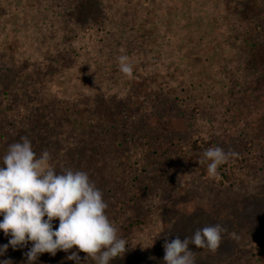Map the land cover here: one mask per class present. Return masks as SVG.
I'll return each instance as SVG.
<instances>
[{"label": "trees", "instance_id": "trees-1", "mask_svg": "<svg viewBox=\"0 0 264 264\" xmlns=\"http://www.w3.org/2000/svg\"><path fill=\"white\" fill-rule=\"evenodd\" d=\"M62 1L0 0L3 126H21L20 120L33 112L39 96V102L47 101L45 107L51 102L64 104L72 91L90 92L93 86L95 91L100 85H110V78H128L118 67V57L127 55L137 70L143 65V74L168 80V95L163 89L166 84L151 86L152 90L157 88L159 101L173 98L179 102L176 108L184 105L196 112L188 119L184 113L177 116L172 134L161 128L156 143L145 137L150 146L154 144L152 152L156 151L159 160L176 167L195 165L202 178L220 186L246 178L249 164L264 163V0H202L197 14L204 22L191 29L181 24L186 15L182 9L176 13V6L182 4L178 0H159L160 7L153 4L150 8L131 0H97V17L81 21L59 15L56 3ZM125 23L133 28L126 31L129 48L120 35L127 30ZM198 26H202L200 47L194 28ZM215 49L221 54H212ZM154 51L156 56L152 57ZM165 53L169 55L163 56ZM194 62L199 63L193 66ZM35 64L42 72V81H37L34 95L21 79ZM197 100L203 104V112ZM179 128L186 133L176 131ZM217 146L226 152L234 150L238 156L210 177L207 163L197 161L205 150ZM82 164L77 171L104 181L101 170ZM56 167L66 169L60 164ZM58 222L54 220L53 226Z\"/></svg>", "mask_w": 264, "mask_h": 264}, {"label": "rangeland", "instance_id": "rangeland-1", "mask_svg": "<svg viewBox=\"0 0 264 264\" xmlns=\"http://www.w3.org/2000/svg\"><path fill=\"white\" fill-rule=\"evenodd\" d=\"M131 1L144 7L147 5V8L153 4L160 7L159 0ZM180 1L182 4L176 6V13L182 9L186 14L181 24L186 23L191 29L192 25L204 22L197 14V6H203L202 0ZM56 4L59 5L57 10L61 11L60 16L74 17L79 21L93 19L99 13L97 0H63ZM125 27L127 30H122L120 35L129 48L131 40L127 32L133 28L130 23H125ZM194 28L198 32L196 41L200 47L199 30L202 26ZM199 47L197 44V49ZM219 52L221 54L222 51ZM168 55L165 53L163 56ZM155 56L154 51L152 57ZM198 63L194 62L193 66ZM131 64V77L120 75L118 79L110 78V85H100L95 91L94 86L90 92L72 91L68 96L71 100L65 97L64 104L51 102L45 107L47 101L39 102V96L37 102L32 101L35 105L33 112L27 119L20 120L21 126L15 129L3 126L0 120V162L9 145L21 142V137L31 141L37 157L47 151L51 156L50 164L58 172L61 170L56 167L58 164L62 168L71 166L77 171L82 163L89 164L91 160L89 165L104 173V181L99 182L93 177L90 180L102 189L103 199L108 204L106 215L117 228L118 236L128 241L123 257L110 261V264H163L165 238L170 240L178 235L183 240L197 228L216 223L227 227L229 233L234 232L237 239L224 234L215 253L190 245L191 250L198 253L197 264H264V163L249 164L246 178L220 186L202 178L195 165L176 167L159 160L156 151L152 152L154 144L150 146L145 137L148 135L151 142L156 143L161 128L172 134L179 121L177 116L184 113L188 119L189 114L196 115V112L191 113L184 105L176 108L174 105L179 102L173 98L159 101L157 88L152 90L151 86L166 84L163 89L168 95V80L154 73L153 76L145 75L143 65L141 70H137L134 63ZM28 70L21 81L26 82L35 95L34 87L39 85L37 81H42V72L38 64ZM1 89L0 86V98ZM44 90L48 92L47 88ZM38 93L41 95L40 90ZM17 95L22 96L20 93ZM1 101L9 102L8 99ZM200 103L197 100L203 112V104ZM176 131L186 133L182 128ZM58 225L59 222L54 228ZM9 239L10 236L0 231V246L8 244ZM259 245H262L260 250ZM31 247V242L15 250L9 246L7 252L0 255V262L10 260L11 264H27L25 253ZM75 250L74 247L67 253L57 251L54 256L40 254L34 264H76L66 258ZM79 255L83 261L86 254L80 252Z\"/></svg>", "mask_w": 264, "mask_h": 264}, {"label": "clouds", "instance_id": "clouds-1", "mask_svg": "<svg viewBox=\"0 0 264 264\" xmlns=\"http://www.w3.org/2000/svg\"><path fill=\"white\" fill-rule=\"evenodd\" d=\"M119 71L131 77L133 66L127 55L118 57ZM238 153L221 147L208 148L198 160L207 163L210 177L218 175L219 166L226 164ZM51 156L44 151L37 157L31 141L21 137V142L9 145L0 162V231L10 236L8 244L0 246V255L9 246L14 250L32 247L27 253V264H34L40 254L55 255L57 251L69 252L66 258L76 264H110L122 258L128 241L118 236V230L106 215L107 202L86 172L70 168L57 171L50 164ZM59 225L54 228L53 221ZM237 239L221 223L197 228L183 240L177 235L165 238L163 264H197V251L215 253L222 243L223 235ZM85 253L83 261L79 255ZM0 264H11L4 260Z\"/></svg>", "mask_w": 264, "mask_h": 264}]
</instances>
